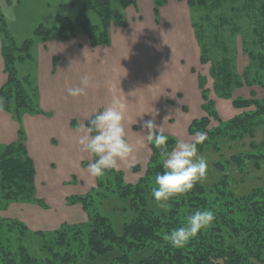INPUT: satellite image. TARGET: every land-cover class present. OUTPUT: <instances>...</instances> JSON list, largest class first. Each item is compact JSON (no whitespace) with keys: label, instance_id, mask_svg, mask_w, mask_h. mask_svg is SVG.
Returning <instances> with one entry per match:
<instances>
[{"label":"trees","instance_id":"1","mask_svg":"<svg viewBox=\"0 0 264 264\" xmlns=\"http://www.w3.org/2000/svg\"><path fill=\"white\" fill-rule=\"evenodd\" d=\"M119 1L124 9L136 5V0ZM186 1L191 16L194 17L193 26L201 46V62L212 63L210 74L214 79L213 88L220 97L232 98V89L243 84L233 73L229 57H222V60L215 62L209 55L211 47L215 45L229 48L224 38L221 40L218 29L219 26L222 28L233 23L223 11L231 1ZM233 1L237 3L238 0ZM154 2L155 14L159 20L160 9L168 0ZM241 7L258 10L264 15L263 0H250ZM233 10L236 8L231 7V11ZM90 11L97 13L100 24L92 23ZM217 11H221L217 13V17H211V13ZM58 20L57 35L53 37L65 41L84 33L93 47L111 45V0H80V9L75 20L61 15H58ZM197 20H204L206 25ZM216 22L219 23L218 26L215 25ZM119 24L126 26L124 15L119 18ZM205 28H216L212 43L205 41ZM35 34L42 42L52 38L51 31L43 24L36 28ZM0 37L7 73V81L0 89V97L4 98L2 109L9 112L20 124L18 139L8 144H0V210L12 202H35L44 205V201L36 195V167L28 152L23 117L26 113L45 112L40 106L34 76L18 74V64L34 60L35 41L27 39L23 45H18L1 10ZM252 57L257 58L260 67L264 69V54L253 53ZM199 81L206 115L193 119L189 126V133L192 135L196 131L206 133V139L198 145V151L207 147L221 151V137L231 140L245 136L253 138L256 128L264 126V98L256 97L255 91H252L251 98L233 100L236 107L253 106L255 109L223 122L214 100L210 97V89L206 87L207 78L199 75ZM255 81L264 86L261 75ZM247 84L251 85L252 82L248 81ZM212 120L217 121L218 125L209 128ZM76 124L73 121V125ZM166 135L169 138L167 146L171 150L178 139ZM149 146L152 157L144 175L136 183L125 181L123 171H108L103 178L97 179V186L88 193L68 197V204H82L89 217L85 223H63L54 230L32 231L21 220L0 214V264H88L110 254L113 264H134L131 254L146 250L150 252L140 258L137 264H264V185L254 187L248 194L237 195L232 189L231 177L226 173L227 164L231 161L239 166L240 171H245L246 161H252L256 169H261L264 161V139L261 142H251L253 151L233 155L226 162L215 161L214 167L225 173L220 180L211 184L198 182L190 192L170 200V210L166 213L150 195L156 174L163 172V157L154 145ZM132 169L140 170L138 166ZM112 196L127 199L125 209L132 211L121 232L116 230L110 217L101 209V203ZM97 200L100 201L99 204ZM203 209L215 212L214 225L198 233L183 248L169 245L164 239L165 234L182 226L190 213ZM14 244L17 245L16 250Z\"/></svg>","mask_w":264,"mask_h":264},{"label":"crops","instance_id":"2","mask_svg":"<svg viewBox=\"0 0 264 264\" xmlns=\"http://www.w3.org/2000/svg\"><path fill=\"white\" fill-rule=\"evenodd\" d=\"M124 14L126 26L119 21L111 25L110 46L93 47L84 33L65 41L52 37L34 45L33 61L37 66L34 78L45 113H26L23 127L29 154L36 165V184L47 186L50 193L57 191L56 195H62V183L66 179L71 181L73 174L76 178L89 175L87 166L93 157L77 143L80 129L108 106L114 95L127 106L124 122L127 139L136 149L129 160L120 162V169L130 183H136L144 175L152 156L140 128L142 113L157 112L156 123L164 133L184 141L193 139L188 132L192 120L206 113L200 73L196 70L201 63L198 42L187 1L169 0L161 7L158 21L154 0H136V5L127 7ZM84 74L92 77L95 86L87 90L86 96H69L67 89L79 86ZM6 81L0 40V89ZM211 97L222 119L238 114L239 110L229 100L215 97L212 91ZM150 118L149 114L143 115V120ZM73 121L77 124L73 125ZM211 125L215 126L213 121ZM19 128L12 115L0 109V143L16 141ZM222 143L223 148H230L225 139ZM212 150L198 151V154L214 153ZM43 166L46 175H42ZM134 166L140 168L136 173L131 172ZM213 168L209 171L218 181L225 173ZM70 181L68 185H74ZM93 183L91 188L96 187V179ZM203 183L208 184L205 180ZM51 199L57 201V198ZM55 205L50 209L56 211L49 215L45 212L48 209L25 203L10 208L6 217L20 218L31 230H54L66 221L86 222L80 204Z\"/></svg>","mask_w":264,"mask_h":264},{"label":"rangeland","instance_id":"3","mask_svg":"<svg viewBox=\"0 0 264 264\" xmlns=\"http://www.w3.org/2000/svg\"><path fill=\"white\" fill-rule=\"evenodd\" d=\"M229 1L231 2L226 8H224L223 11L227 15V17L228 16L230 17L233 23L227 24L223 26L222 28L219 26V29H218L221 40L224 38L229 48L224 49L221 46L218 47L215 45L211 47L210 49L211 52L209 53V55L211 56V59L215 60V62L222 60V57L223 58L225 56L229 57L231 65H232L233 73L236 74V77L243 84L242 86H235L232 89V98L220 97L214 90L213 88L214 79L212 78L210 74L212 63L208 62V63L203 64L201 62V46L196 37V40L198 42V50H199L198 55L200 57V62H201L196 66V70H197V73L198 72L200 73V75L207 77L208 80L206 83V87H208L207 84L210 87H212L210 88V97H211V91H212L215 97L229 100L231 104L233 105V107L239 110L238 114L234 115L233 117L229 119L225 120L221 118L223 122L230 121L236 116H239L245 112H248L251 109H255V107L253 106L247 107V108L236 107L233 103L234 99L251 98L252 91H255L257 93L256 97L260 99L264 98V86L258 85L257 81H255V79L259 75L262 76V80L264 81V69L260 67L259 60L257 58L256 60L252 57L253 53L256 55H260L261 53L264 54V15H262V13H260L258 10L253 11V9H244L241 7L244 5V3L246 4L250 2V0H238L237 3L234 2L233 0H229ZM231 7H235L236 10L231 11ZM79 9H80V0H0V10L1 12L4 13L8 28L11 34L14 36L18 45H23L25 40L27 39H33L35 41V44L39 42V39L36 37L35 30L41 24H43L48 30L51 31L52 37L57 35V27L59 23L58 15H61L64 17H70V19L75 20L79 12ZM218 12L220 13L221 11L212 12L211 17L216 18ZM111 13H112L113 21H119V18L122 15L125 16L124 14L125 9L123 8L119 0H111ZM89 15H90V18L93 24H100V17L97 15L96 12L90 11ZM193 21H194V17L192 18V26H193ZM199 22L203 24L204 26L206 25L204 20L199 21ZM215 25L218 26L219 23L216 22ZM194 31H195V28H194ZM215 32H216V28H212L210 30L205 28V31L203 32L204 35L207 37V38L205 37V41H209V43H212L213 42L212 37L215 35ZM0 40H1V37H0ZM36 69H37V66L34 61H31V62L29 61L26 63L18 64L19 76H23L25 74H31L32 76H34ZM248 81H251L252 84L251 85L247 84ZM213 100L216 104L215 99ZM215 107L217 108V106ZM212 121L215 126L218 125L217 121L215 120H212ZM212 127L214 126L212 125L209 126V128H212ZM188 132H189V128H188ZM222 139H225L226 142L230 143V148L227 149L226 147L224 148L222 147L223 145ZM263 139H264V126H258L256 128L255 136L253 138L250 136H245L242 139L231 140L228 137L223 136L219 140L221 151H216L212 147H207L203 151H200V152H204L205 150L209 148H212L213 149L212 151H214V153L209 151V153L206 152L205 154H201V156H203L208 162L207 176H206V179L204 180L207 181L208 184L217 182L215 181L216 178H214L215 175H213V173L211 174V172L209 171L210 169L213 168L215 161L218 160V161L226 162L227 160H231L233 155L248 152V151H253V149L251 148V142L252 141L261 142ZM5 144H8V143H5ZM26 144H27V141H26ZM198 155H200V153ZM93 160H94V157H93ZM85 166L86 165L84 164V167ZM262 166H261V169H256L252 161H246L245 167H244L245 171H240L239 166L235 162L233 161L229 162L227 164L226 171L232 178L231 186H232L233 191H235L237 195H244V194L250 193L254 187L263 186L264 185V161L262 162ZM119 170L123 171L121 169ZM214 170L215 169L213 168L211 171L213 172ZM132 171L134 172V170H131V172ZM42 175H46L44 166L42 169ZM124 177H125V173H124ZM111 178H113V176H111ZM95 179H96V186H97V178H94L90 175H86V177L76 178V176L73 174L71 181H73V183L75 182L74 185L69 186L68 181H70V179L69 180L66 179V181L62 183L64 185L63 187L64 192L60 196L58 194L56 195L57 191L56 193L55 191L53 193H50L49 188H47V186L38 187L36 184V195L39 199H42L44 201V205H40L39 203H35V202H12L10 203L8 207L2 208L0 210V214L3 217H6L8 215V212L10 211L9 210L10 208L14 209L15 206L21 207L22 204H25V203L35 204L37 206L39 205L42 208L48 209L45 212H48V214L49 213L52 214L56 210L54 211L50 208H52V206L54 208V205L56 203H57L56 204L57 206L65 205L69 196L77 195V194H86L89 191H91L93 189L91 188V186H92V183L95 182ZM125 181H127L126 178H125ZM201 182L203 183V180ZM232 182H235V183L232 185ZM57 186H59V184H57L56 187ZM45 195L47 196L49 195L50 196L49 199H47L46 198L47 196ZM51 198L53 199L57 198V201L54 202V200L52 201ZM99 202L100 201L97 200V204H99ZM127 202H128L127 199L112 196L111 199L107 201L104 200L103 203H101L102 211L107 216L110 217V219L112 220L114 224V227L116 228L118 232H121L123 224L127 220V216L132 215L131 209H128V210L125 209ZM76 204H80V203H76ZM80 205L82 206V204ZM83 214H84L85 221L87 222L89 217L87 213L85 212V210ZM59 215L61 216L62 213H60ZM8 218H17L21 220L18 217H8ZM69 222L66 221L63 223H69ZM71 222L70 224H74ZM29 229L31 230L30 227ZM32 231H36V230H32ZM5 232L3 234L4 239L6 237ZM16 247L17 245L14 244V250L17 249ZM149 252L150 250H146L144 252L134 251L131 254L134 264H137L139 259L142 258L144 255H147ZM110 255L100 257L97 261H94L88 264H113L111 262Z\"/></svg>","mask_w":264,"mask_h":264},{"label":"clouds","instance_id":"4","mask_svg":"<svg viewBox=\"0 0 264 264\" xmlns=\"http://www.w3.org/2000/svg\"><path fill=\"white\" fill-rule=\"evenodd\" d=\"M94 86L92 77L84 74L80 85L69 87L67 93L72 97L86 96L87 90ZM3 105L4 98L0 97V109ZM126 108L120 97L114 95L110 104L93 115L88 124L80 129L77 143L82 151L94 157L87 166L89 175L94 178H103L108 171H119L120 162L129 160L136 151L127 139L124 123ZM144 114H149L151 118L143 120ZM157 114L155 111L142 113L140 128L147 143L154 145L163 157V172L156 174L150 195L166 213L170 210V200L190 192L198 182L206 179L208 162L198 155V145L205 141L206 133L196 131L191 141L178 140L175 147L169 150V138L156 123ZM215 219L213 210H197L187 216L182 226L165 234L164 239L172 247L183 248L198 233L211 228Z\"/></svg>","mask_w":264,"mask_h":264}]
</instances>
